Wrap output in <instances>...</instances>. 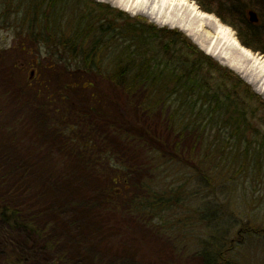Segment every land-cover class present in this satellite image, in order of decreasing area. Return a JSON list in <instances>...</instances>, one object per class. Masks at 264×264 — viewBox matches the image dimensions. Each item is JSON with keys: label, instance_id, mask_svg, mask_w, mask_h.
I'll return each instance as SVG.
<instances>
[{"label": "trees", "instance_id": "obj_1", "mask_svg": "<svg viewBox=\"0 0 264 264\" xmlns=\"http://www.w3.org/2000/svg\"><path fill=\"white\" fill-rule=\"evenodd\" d=\"M197 1L236 30L238 22L241 43L264 54V0ZM252 9L258 24L248 19ZM0 27L14 30L36 67L35 87L20 86L12 72L19 61L0 50L3 80L18 101L27 94L15 106L35 116L5 127V146L18 157L0 148V223L58 253L55 264H79L88 246L129 223L158 220L160 233L180 231L168 215L184 186H165L163 167L195 170L204 187L248 181L264 202V133L251 119L264 122V99L182 31L93 0H0ZM189 137L204 144L199 158L187 152ZM209 159L222 179L208 175ZM219 218L202 215L210 225L203 264H227L231 248L216 246L225 241L212 225ZM253 224L248 231H264V221Z\"/></svg>", "mask_w": 264, "mask_h": 264}, {"label": "rangeland", "instance_id": "obj_2", "mask_svg": "<svg viewBox=\"0 0 264 264\" xmlns=\"http://www.w3.org/2000/svg\"><path fill=\"white\" fill-rule=\"evenodd\" d=\"M93 1L110 5L113 8L128 13L131 17H142L158 27L180 30L169 25H160L147 16L149 3L153 0H147L145 7L139 6L136 8L133 5L135 4L134 0ZM187 2L195 5L198 12L204 16L196 19L197 24L204 25L201 29L197 27V36L200 39L206 42L207 36L214 37L213 32L209 27H206L210 21L209 19L212 18L225 27L231 37L235 38L242 48L255 56L263 57L264 60V54L262 52L254 51L241 43L238 37V30H242L243 27L238 22H235L238 28L236 30L228 23H225L215 12L204 11L197 0H187ZM113 3L119 5L120 3L126 4L132 10L128 11ZM12 12L10 14L14 16ZM229 22L231 21L229 20ZM14 36L13 29L0 27V50H9V55L12 56L11 59L19 61L15 69L13 67H7L8 65H6L5 69H13L11 71L21 81L20 86H25V81L29 80L33 82L32 87H35L36 76L34 70L36 67L31 63L30 55H26L18 45L16 46ZM188 38L201 49L192 38L189 36ZM215 39L217 41V37ZM217 43L224 53L231 54L235 60L245 62V58L241 52L235 49L233 45L230 46L224 40L222 42L221 40L219 42L217 41ZM201 50L213 60L222 66L228 67L246 81L238 72L222 63L219 59L207 54L203 49ZM4 71L3 68H0V148L10 141L9 132H7L5 127H15L21 119L32 121L35 118L31 110L26 107L15 106L21 102L27 103V94L25 92V99L18 101L20 96L15 94L6 81L3 80ZM252 72L254 75L257 74L254 70ZM248 84L264 99V94L256 91L250 83ZM251 119L256 133L262 135L264 133L263 119L255 115H252ZM35 132L32 129L31 135L34 136ZM18 134L25 135V133L22 134L19 132ZM22 145H26V148L29 147L30 143L22 141ZM184 145L191 159L199 158L204 149L203 142L196 143L191 137L184 140ZM5 149L9 152L13 150L10 145L5 146ZM11 155L15 159L18 157L15 150L11 152ZM159 163L160 161H156L154 164ZM216 163L215 160L214 162L210 160L212 170L208 175H216L222 179L223 177L219 175V172L223 167H217L218 164ZM162 170L165 171L163 177L161 176V179L165 181V186H170L171 183L175 187H180L178 185L184 186L178 196L182 198V202L177 204L173 211L169 212L170 216L168 215L169 218L174 219L175 223H183L184 226L181 227V230L178 231L177 228L180 225H174L177 227L173 232L165 231V233H160L156 225L158 220L156 224L153 223L154 225L152 227L139 226L137 222H133L132 224L129 223L126 228H112L111 231L107 232L108 242L102 244L97 239L93 245L85 249V253L79 259V264H118L117 262L125 257L129 261H133L134 264H203L204 260L201 255V250L204 247V243L202 241L209 238L210 230L209 222L203 221L202 219V215L205 216V214L207 217L208 215L211 217L213 214L220 216L219 220L214 221L212 225L214 230L216 227L220 228V232H217V237L219 238L221 237L220 235H223L225 241L223 243L220 242L216 246H224L225 249L231 248L226 253L227 264H264V231L262 233L257 230L248 231L249 226H254L253 222L257 219L262 222L264 221V202L258 201L260 194L259 192H254L250 182L247 181L245 184L239 183L240 185L236 183V186L233 185L232 187L226 184L224 188L219 187L222 183H218L219 185H215L214 188L204 187L201 182H197L194 178L195 170L179 165L163 167ZM225 182H228V180L226 179ZM209 209L210 212L208 214L207 211ZM211 211L215 213L212 214ZM217 247L214 248V251H217ZM58 257V253L50 252L25 231L16 230L5 223H0V264H55L56 261L59 262ZM222 261L220 260V264H222Z\"/></svg>", "mask_w": 264, "mask_h": 264}, {"label": "bare ground", "instance_id": "obj_3", "mask_svg": "<svg viewBox=\"0 0 264 264\" xmlns=\"http://www.w3.org/2000/svg\"><path fill=\"white\" fill-rule=\"evenodd\" d=\"M134 7L144 6L147 0H134ZM115 4V3H113ZM119 7L131 11L126 4H115ZM132 5V6H133ZM127 6V7H126ZM147 16L160 25H169L170 27L179 28L186 35L192 38L207 54L219 59L236 72H238L256 91L264 94V60L263 57L255 56L249 51L242 48L239 42L232 38L229 31L220 25L217 20L210 18L206 27L213 32L214 37L207 36V41H203L197 36V29L204 27L203 24H197V18L204 17L198 12L195 5L190 4L187 0H153L149 3ZM198 27V28H197ZM217 41L224 40L230 46L241 52L245 62L235 60L231 54L224 53L220 49ZM254 70L257 74H252Z\"/></svg>", "mask_w": 264, "mask_h": 264}, {"label": "water", "instance_id": "obj_4", "mask_svg": "<svg viewBox=\"0 0 264 264\" xmlns=\"http://www.w3.org/2000/svg\"><path fill=\"white\" fill-rule=\"evenodd\" d=\"M248 15H249L250 22H252V23H258L259 22V17H258L257 12L249 11Z\"/></svg>", "mask_w": 264, "mask_h": 264}]
</instances>
